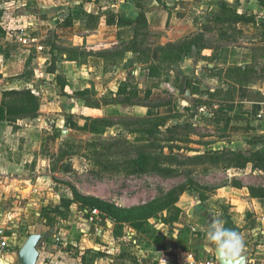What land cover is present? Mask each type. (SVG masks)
I'll return each mask as SVG.
<instances>
[{"label": "crops", "instance_id": "obj_1", "mask_svg": "<svg viewBox=\"0 0 264 264\" xmlns=\"http://www.w3.org/2000/svg\"><path fill=\"white\" fill-rule=\"evenodd\" d=\"M134 1L106 0V5H103L102 0H0V102L3 91L23 88H30L40 98L37 117H19L0 122V228L4 229L5 234L9 230L13 236V247L3 252L0 264H18L17 254L25 238L31 234L41 235L36 264H63L57 260L56 251H60L64 243L55 233L53 238L61 241H45L54 232L51 225L55 222L48 224L47 219L41 217V212L56 208L48 206L45 197L53 196L60 184L58 181L78 170L76 165L67 163V159L85 157L86 146L83 149L75 147L76 142L68 135L64 136L67 134L64 129L69 128L70 131L71 123H77V129L87 136L100 137L112 132L118 123L132 124L134 120L149 118L147 115L132 119L128 114L146 107L133 101L139 93L134 82L138 70L154 84V89L158 88L155 84L160 82L163 90L183 88L189 94L185 90L186 82L199 84L200 88L207 87L211 91L223 83L209 77L208 73L206 81L200 82L202 78L197 70L214 65L209 63L212 55L210 49L200 53L193 49L160 78L149 77L147 70L151 63L159 61L160 54L156 48L181 42L195 34L198 25L189 16L191 9H205L207 18L213 16V21L226 24L218 19L222 16V3L207 0L205 6L198 7V0H160V4L156 0H148L144 11L145 27L137 30L135 35L134 25L117 23L118 17L131 21L138 16L140 10L135 7ZM89 15L98 17L97 21L92 22L96 23L92 29L87 27ZM112 16H115L114 22L108 25L107 19ZM66 18H70V27L61 26ZM149 34L154 35L152 40ZM50 42L54 46L52 51L48 46ZM255 46L261 45L252 47ZM248 54L250 57L249 49ZM52 58H55L56 72L47 74ZM26 72L33 75L18 78ZM55 75L62 79L63 88L56 84ZM106 78H111V81L106 82ZM210 86L213 89H209ZM243 90L264 92L249 86L239 88L234 98V103L241 99L244 110L252 112V115L260 112L256 117L262 118L258 122L264 125V115L261 113L264 103L248 102L247 92ZM82 91L83 95L76 94ZM104 91H108L110 99L100 97ZM228 106L226 103L222 109L229 113ZM90 120H105L112 126L102 135H93L82 129ZM134 132L132 128L124 130L128 135L136 134ZM258 133H261L260 130ZM73 151L75 154H71ZM245 197L248 200L241 199L242 202L238 204V208L244 212L236 210V213L240 212V219L229 212L227 215L239 228L238 233L258 235L260 245L244 246L241 253L248 254V264L256 262L251 258L253 252L262 257L257 260L264 264V199L250 198L248 189ZM72 207L77 209L76 204ZM247 213L250 217H257L259 224L256 227H240L238 220L243 221L248 217ZM50 217L55 220L60 218L54 214ZM192 219L189 211L181 212L180 221L191 224ZM94 222L102 223L99 218ZM104 222L107 228L112 226L108 219ZM191 228L196 231L194 227ZM129 231L133 239V230L126 227L122 240ZM107 240L111 242L114 238L111 236ZM211 251H206L208 259L214 256ZM187 254L203 262L197 259L193 251L181 250L178 264H187Z\"/></svg>", "mask_w": 264, "mask_h": 264}, {"label": "rangeland", "instance_id": "obj_2", "mask_svg": "<svg viewBox=\"0 0 264 264\" xmlns=\"http://www.w3.org/2000/svg\"><path fill=\"white\" fill-rule=\"evenodd\" d=\"M206 2L208 1L198 0L196 4L200 7L205 6ZM102 3L106 5L107 2L102 0ZM219 3H226L238 13L256 15V25L229 27V24L213 21V16L207 18L205 9H191L189 16L198 25L193 36H203L204 42L215 56V65H244L249 62L248 49L251 50L253 45H264L263 30L259 26L264 23V11L254 0H218ZM168 5L170 7L171 3ZM153 38L154 35L149 34V39ZM197 71L202 82L207 71L205 68H199ZM134 76L139 93L133 101L146 107L141 110L134 109V112L128 114H131L132 119L148 115L149 122L137 123L138 121L134 120L132 124L118 123L112 132L100 137L87 136L77 129V123H71V130L64 129L67 132L64 136L68 135L69 139L74 140L75 147L80 146L83 149L89 143L96 144L97 147L85 150L84 159H78L76 156L67 159V163L76 165L78 170L58 181L60 184L56 187L55 194L45 197L47 205L59 206L63 198L72 196V187L81 195L93 196L120 208L141 206L156 199H159L158 204H161L166 201H160L162 195L188 180L193 181L200 190L187 191L180 195L174 205L159 212L157 218L150 219L143 231H136L124 225L122 236L126 227L131 228L135 234L131 241L122 240V236L114 237V223L109 219L112 226L107 228L103 223L84 218L78 209L72 207L66 219L53 218L55 223L51 226L54 232L45 239L57 243L61 240L53 238L54 233L61 237L64 244L62 249L56 252L57 260L63 264H178L181 250L193 251L198 260L205 261L209 258L206 253L208 249L212 250L211 255L215 257L213 246L206 239V227L213 213L219 214L217 218L221 220L222 211L225 209L227 213L237 215L240 219V212L236 213V210L244 212L242 208H238V204L242 202L241 199L248 200V197H245L247 189L264 187V171H252L250 166L244 170H233L223 159L213 162L206 158L238 151L248 154L257 148L264 151V125L258 122L262 118L256 117L260 112L256 111L252 115V112L244 110L240 104L241 99H235L236 103L233 99L227 103L230 105L229 121L221 127H214L209 123L210 108L198 107L194 103L197 98L189 95L183 88L163 90L159 82L155 84L158 88L154 89V84L139 70ZM110 79L106 78L105 81L110 82ZM220 87H225V84H220ZM251 87L264 92V85ZM209 89L213 87L210 86ZM107 92L104 91L100 97L110 99ZM201 99L205 101L207 98L202 96ZM261 113L264 115V110ZM157 120L161 126L153 135L124 133L128 128L150 129ZM259 130L261 133H258ZM169 139L173 141L168 142ZM99 153L105 155V158L95 157ZM140 153L149 155L153 162L157 159L159 165L171 171L131 174L130 168L124 163L135 159ZM233 182H239L243 188L237 190L232 186ZM177 210L189 211L190 215H193L191 224L179 220L181 213L178 220L173 221ZM160 219H163L165 224L160 223ZM238 221L240 227L245 229L259 224L257 217H250L249 214L243 221ZM6 233L8 248L11 249L12 232L6 230ZM111 236L114 240L109 242L107 238ZM241 236L244 246L250 248L260 245L258 235L242 233ZM2 257L3 253H0V258ZM251 258L256 261L255 264H261L257 260L262 258L261 256L253 252Z\"/></svg>", "mask_w": 264, "mask_h": 264}, {"label": "trees", "instance_id": "obj_3", "mask_svg": "<svg viewBox=\"0 0 264 264\" xmlns=\"http://www.w3.org/2000/svg\"><path fill=\"white\" fill-rule=\"evenodd\" d=\"M148 0H135L134 5L137 9L140 10L138 16L131 21H125L120 17L117 18L118 24L124 25H134L135 35L137 30L143 29L146 24V17L144 11L146 10ZM241 1V0H236ZM260 8L264 11V0H254ZM160 4V0H156ZM222 16L218 19L226 24H229V27H235L238 25L251 24L256 25L254 14L247 13H238L234 9H231L225 3L221 5ZM115 16L107 19V24H112L114 22ZM217 19V20H218ZM98 20L97 16L89 15L87 19V27L92 29L96 23H92ZM258 25V24H257ZM61 26L70 27L71 21L70 18L62 20ZM259 26L262 28V35L264 36V23H261ZM50 50L54 49L53 43L48 45ZM193 49H196L197 53L208 50L209 47L204 42L202 35H195L190 38H187L181 42L175 44H167L162 47L156 48V52L160 54L159 61L156 64H150L147 67L148 76L160 78L163 73L171 70V66L181 60L185 55L192 52ZM150 54V52H149ZM215 56L212 54L210 56L211 64H214ZM150 58V57H149ZM208 76L211 78H217L219 81L225 84V87L215 88L213 91L208 89L200 88L199 84H192L186 82L185 90L189 92L191 96H196L194 103L200 107H208L211 111V117L209 122L212 126L220 127L222 124L226 123L229 117V113L222 109V106L232 99L236 98L237 91L239 88H247L251 85H256L259 83H264V45L255 46L251 48L250 62L244 65H227L225 67H219L213 65V67H205ZM55 58H52V61L49 67L46 70L47 74H55ZM31 76L33 73H23L18 78L25 76ZM55 82L58 86L64 87L62 79L60 76L55 75ZM124 92V91H122ZM77 95H83L84 91L76 93ZM149 92H147V95ZM2 99L0 102V122L7 120L13 121L19 117H37L39 110L40 98L37 94L33 93L30 88H23L20 90H6L1 93ZM202 96H205L207 99L203 101ZM199 97V98H198ZM216 98V100H214ZM246 100L248 102H257L264 103V94L254 93L252 90H249L246 95ZM158 121V120H157ZM149 119L138 120L137 123H148ZM112 126V123L105 120H90L86 122L82 129L88 131L93 135H102L105 131ZM161 126L160 121L156 122L154 126L146 130L135 129L136 133H139L141 136L143 134L153 135L159 130ZM134 132V133H135ZM172 139H169L168 142H172ZM71 151H72V146ZM97 147L96 144L89 143L86 146V149H93ZM93 153V152H92ZM75 152L73 151V153ZM95 154V153H94ZM61 157V155H59ZM95 157L105 158V155L102 153L96 154ZM213 162L223 159L224 162H227L229 167L233 170H244L247 166H250L252 171H264V151L259 148L255 149L250 153L244 152H235L227 155H217L206 157ZM101 164L100 162H97ZM110 164H112L110 162ZM153 164V165H152ZM125 166L130 168L131 174H144V173H169L170 169H165L159 165L158 160L156 159L153 162V159L145 154L140 153L135 159L124 163ZM233 187L240 189L242 185L239 182H233ZM200 190L193 181L188 180L186 183L180 184L173 188L171 191L165 193L160 197V201L166 200L161 204L159 199L153 200L145 205L131 207V208H120L115 205L106 203L93 196H84L81 195L74 187L71 188L72 197L63 198L59 206L54 209H46L41 212V217L47 219L48 224L54 223L53 218L50 216L54 214L60 218L66 219L70 209L73 204L77 205V209L83 214V217L88 219L91 216V210H97L99 212V219L105 225V220L109 219L113 225V235L116 238L122 236V230L124 225H128L136 231H143L147 222L150 219L157 218V214L163 211L165 208H168L174 205L178 197L183 195L187 191H197ZM249 196L252 199H264V187H249L248 188ZM179 210L176 211L173 221H177ZM221 220L224 222L226 228H230L239 232V228L236 227L232 222L231 218L227 215V210L222 211ZM161 223L165 224V221L160 219Z\"/></svg>", "mask_w": 264, "mask_h": 264}, {"label": "clouds", "instance_id": "obj_4", "mask_svg": "<svg viewBox=\"0 0 264 264\" xmlns=\"http://www.w3.org/2000/svg\"><path fill=\"white\" fill-rule=\"evenodd\" d=\"M213 213L206 227V239L213 250L226 259L234 260L244 250V239L240 233L224 226V222Z\"/></svg>", "mask_w": 264, "mask_h": 264}, {"label": "water", "instance_id": "obj_5", "mask_svg": "<svg viewBox=\"0 0 264 264\" xmlns=\"http://www.w3.org/2000/svg\"><path fill=\"white\" fill-rule=\"evenodd\" d=\"M111 225V223H109ZM41 240V235L31 234L25 240L24 244L20 248L17 254L18 264H36L39 253L37 246ZM216 259L219 264H248V254H243L239 257H236L234 260L226 259L215 252Z\"/></svg>", "mask_w": 264, "mask_h": 264}, {"label": "built area", "instance_id": "obj_6", "mask_svg": "<svg viewBox=\"0 0 264 264\" xmlns=\"http://www.w3.org/2000/svg\"><path fill=\"white\" fill-rule=\"evenodd\" d=\"M38 49L40 50L41 48H38ZM98 218H99V212L97 210H91L90 220L93 221ZM132 236H133L132 232L129 231V233L125 235V239L131 241ZM7 250H8L7 237H6L4 229L0 228V253H3ZM186 257H187V264H219L216 259V256L206 261H203V262L197 261L192 254H187Z\"/></svg>", "mask_w": 264, "mask_h": 264}]
</instances>
